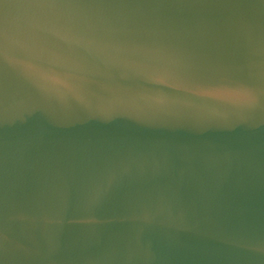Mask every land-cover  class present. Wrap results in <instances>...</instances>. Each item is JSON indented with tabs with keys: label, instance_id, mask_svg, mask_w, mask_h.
I'll list each match as a JSON object with an SVG mask.
<instances>
[{
	"label": "water",
	"instance_id": "water-1",
	"mask_svg": "<svg viewBox=\"0 0 264 264\" xmlns=\"http://www.w3.org/2000/svg\"><path fill=\"white\" fill-rule=\"evenodd\" d=\"M0 264H264V0H0Z\"/></svg>",
	"mask_w": 264,
	"mask_h": 264
}]
</instances>
